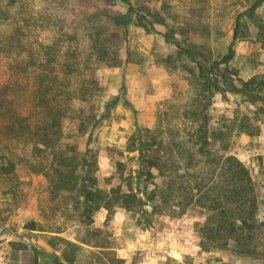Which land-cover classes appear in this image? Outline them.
Masks as SVG:
<instances>
[{
    "label": "rangeland",
    "instance_id": "obj_1",
    "mask_svg": "<svg viewBox=\"0 0 264 264\" xmlns=\"http://www.w3.org/2000/svg\"><path fill=\"white\" fill-rule=\"evenodd\" d=\"M255 1L0 0V97L18 100L28 125L0 142L15 162L7 174L0 159V264H58L50 230L87 243L83 264H264V93L229 86L264 81V0ZM41 82L63 90L66 111L62 135L35 151ZM79 109L96 115L81 132ZM58 148L77 157L84 183L139 201L83 212L76 189L53 191ZM229 154L258 193L262 226L247 246L207 234L210 211L191 188L199 167Z\"/></svg>",
    "mask_w": 264,
    "mask_h": 264
},
{
    "label": "trees",
    "instance_id": "obj_2",
    "mask_svg": "<svg viewBox=\"0 0 264 264\" xmlns=\"http://www.w3.org/2000/svg\"><path fill=\"white\" fill-rule=\"evenodd\" d=\"M260 2L261 0L255 1L251 9L258 6ZM1 9L2 7L0 6V11ZM232 54L233 50L229 45L227 53L220 58L221 62L227 63ZM62 73L81 74L78 70L63 71ZM87 78L90 82L93 81L91 75L88 74ZM257 83L260 85H257ZM229 86L231 91L234 92H245L246 94L254 92L253 94H257L255 91L261 89L264 93V81H257L255 77L242 80L241 87H237L233 82H230ZM83 89L79 87L77 90L80 93L78 102L80 106L87 93ZM75 90V88H72L65 92L69 95L73 93L74 96H77V93H74ZM63 93L62 89L43 82L35 89V94L39 97L36 105L39 108L38 111L42 112L43 116L41 119L43 124L41 127L42 132L39 134L33 133L31 137L37 143L36 145L33 144L35 151H40L39 146H52V138L57 139L62 135V117L65 116L66 111V106L60 100ZM21 110V104L18 100L10 98L8 95L0 97V117H4L3 122L0 124L4 132L0 133V142H3L5 146L12 144V141L9 140L22 136L26 131L24 129L28 127L27 116ZM95 116L92 110L86 113L82 109H79L76 117L79 123L76 130L81 132L84 125L92 121L94 123L96 120ZM205 141L206 139H203V143ZM56 142L57 140H54V143ZM0 159L2 160L1 169L7 174L12 173L15 162L3 151L0 153ZM51 163L53 174L49 178L53 191L76 189L77 195H81L83 198V212L91 208L94 210L99 209L100 207L110 212L116 202H119L126 209H130L133 203L139 201L136 194L130 191L120 193L117 188L105 190L93 187V182L92 186L84 183L81 179L80 171H77L79 160L72 153H67L58 148L56 151H52ZM150 164L158 169L155 161H150ZM194 175V183L191 188L195 190L198 203L207 207L210 211L208 215L210 226L206 225L207 234L211 237L223 236L225 238L231 236L237 245L247 246L248 242L253 238L257 227L262 226V223L258 221L256 216L258 193L247 167L232 154L219 155L217 166L209 167L202 165ZM29 229H35L34 225L31 224ZM47 242L51 246H59L60 252L56 256L58 264H83L82 256L86 251L84 244L87 243L82 239L75 237V240H71L67 237L51 234L47 236ZM240 250L244 251L245 249L241 247ZM117 262L121 264L122 259H118Z\"/></svg>",
    "mask_w": 264,
    "mask_h": 264
},
{
    "label": "crops",
    "instance_id": "obj_3",
    "mask_svg": "<svg viewBox=\"0 0 264 264\" xmlns=\"http://www.w3.org/2000/svg\"><path fill=\"white\" fill-rule=\"evenodd\" d=\"M47 234H48V235H51V234H57V233H56V232H53V230H50L49 232H47ZM69 239H70V238H69ZM71 240H75V238H74V239H71ZM58 255H59V254H58ZM58 255H57V256H58Z\"/></svg>",
    "mask_w": 264,
    "mask_h": 264
},
{
    "label": "built area",
    "instance_id": "obj_4",
    "mask_svg": "<svg viewBox=\"0 0 264 264\" xmlns=\"http://www.w3.org/2000/svg\"><path fill=\"white\" fill-rule=\"evenodd\" d=\"M2 230V227H0V231Z\"/></svg>",
    "mask_w": 264,
    "mask_h": 264
}]
</instances>
